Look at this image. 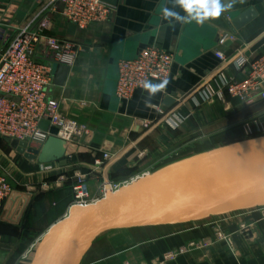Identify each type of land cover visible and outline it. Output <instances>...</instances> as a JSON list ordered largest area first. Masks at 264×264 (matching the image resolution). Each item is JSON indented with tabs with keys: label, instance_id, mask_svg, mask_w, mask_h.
Wrapping results in <instances>:
<instances>
[{
	"label": "crops",
	"instance_id": "1",
	"mask_svg": "<svg viewBox=\"0 0 264 264\" xmlns=\"http://www.w3.org/2000/svg\"><path fill=\"white\" fill-rule=\"evenodd\" d=\"M50 2L0 0V54L18 29L41 11L53 21L51 35L83 47L63 85L55 83L53 70L54 84L49 95L61 101L66 116L88 127V147L52 161L58 170L50 174L42 170L43 163L38 159L19 153L0 136V172L15 189L0 210V264H30L44 235L69 214L73 193L70 190L64 194L67 189L60 187L66 181L52 191L42 188L44 181L53 183L58 175L79 169L88 174L90 192L97 195L102 182L119 180L137 167L152 168L162 160L165 165L167 159L180 153L188 155L179 160L264 130V100L241 101L227 93L225 100L217 96L224 79L243 76L236 58L257 57L264 51V0H235L233 8L219 18H211L203 25L177 23L174 27L162 19V8L172 7V0H118L116 5L111 4L109 20L87 28L67 21L61 14V5L54 11ZM175 10L184 14L179 8ZM249 11L253 13L250 20L234 32V19ZM222 38H226L223 43ZM151 45L174 54L166 89L147 106L148 93L142 89L130 100H120L116 95L118 62L135 58ZM216 51L231 59L222 62ZM40 57L46 59L44 52ZM167 117L181 119V123L176 127ZM144 121L152 123L150 128H144ZM104 152L112 157L95 170L94 160L103 158ZM143 155L148 157L143 159ZM36 187L40 190L36 191ZM13 195L18 197L12 202ZM49 204L63 216L47 221L44 229H33L37 226L36 211L48 212ZM243 224L248 225L246 233L241 232ZM220 227L233 233L234 251L225 243L208 249L190 246ZM131 229L139 230L132 240L123 247H119L123 245L119 239L94 247L86 264H264V220L258 210ZM180 250L184 252L168 257ZM96 254L104 256L96 258Z\"/></svg>",
	"mask_w": 264,
	"mask_h": 264
},
{
	"label": "built area",
	"instance_id": "2",
	"mask_svg": "<svg viewBox=\"0 0 264 264\" xmlns=\"http://www.w3.org/2000/svg\"><path fill=\"white\" fill-rule=\"evenodd\" d=\"M61 5L63 17L80 28H87L94 23H103L110 19L113 6L103 0H51L50 8L56 11ZM53 21L45 12L41 11L31 21L20 27L0 54V136L7 139L26 141L29 146L34 144L41 148L51 136L63 139L72 153L87 149V137L90 135L88 127L79 121L66 116L62 111L59 99L49 95V88L54 84L53 65H67L71 67L76 62L83 47L71 40H62L51 35ZM226 38H222L223 43ZM44 52L46 59L40 57ZM216 56L224 63L229 58L224 52L216 51ZM174 54L161 47L151 45L143 48L133 59L118 62V78L116 95L120 100H130L135 92L142 89L144 80L160 82L169 80ZM241 78L224 79L218 89L217 96L225 100V93L231 98L241 101L264 100V51L257 57L240 55L236 58ZM159 113L164 114L163 109ZM168 120L176 127L181 119ZM47 120V129L41 123ZM148 129L152 125L149 121L142 123ZM112 155L104 152L103 158L94 160L95 170L109 161ZM46 173H54L58 167L52 162L42 164ZM140 178V177H138ZM70 183L73 193V206H88L105 198L108 193L116 192L132 181L107 180L102 182L98 194L92 195L88 184V174L81 170H74L72 174L61 175L53 183L44 182L43 189H50L62 182ZM15 191L8 177L0 172V210ZM264 220V206L256 208ZM230 219V218H226ZM248 225L241 226V232L246 233ZM216 243H225L230 251L236 248L233 233L224 228H218L212 235L191 247L208 249ZM168 257L174 258L177 254Z\"/></svg>",
	"mask_w": 264,
	"mask_h": 264
},
{
	"label": "water",
	"instance_id": "3",
	"mask_svg": "<svg viewBox=\"0 0 264 264\" xmlns=\"http://www.w3.org/2000/svg\"><path fill=\"white\" fill-rule=\"evenodd\" d=\"M252 15L249 11L235 18L232 30L236 32ZM53 70L55 83L63 85L69 66L54 64ZM48 126L47 120L41 123L44 129ZM11 146L41 163L72 153L56 136L49 137L41 148L18 139H12ZM17 197L13 195L12 202ZM263 206L264 135L178 160L94 204L71 207L41 239L30 264H81L88 246L113 229L199 222Z\"/></svg>",
	"mask_w": 264,
	"mask_h": 264
},
{
	"label": "clouds",
	"instance_id": "4",
	"mask_svg": "<svg viewBox=\"0 0 264 264\" xmlns=\"http://www.w3.org/2000/svg\"><path fill=\"white\" fill-rule=\"evenodd\" d=\"M235 0H172V7L162 8V19L170 26L175 24H196L203 25L211 18H219L223 13L228 12L234 6ZM179 8L184 13L176 11ZM168 80L155 83L151 80H144L141 83L142 91L147 92L145 98L146 106L151 102L157 93L166 89Z\"/></svg>",
	"mask_w": 264,
	"mask_h": 264
},
{
	"label": "rangeland",
	"instance_id": "5",
	"mask_svg": "<svg viewBox=\"0 0 264 264\" xmlns=\"http://www.w3.org/2000/svg\"><path fill=\"white\" fill-rule=\"evenodd\" d=\"M264 135V130H260L259 129V131L258 132H256V133H254V134H252V135H250L249 137H247V138H244V139H241V140H239V141H242V140H246V139H250V138H255V137H259V136H263ZM4 138V137H3ZM7 142H11V140L10 139H7V138H4ZM195 141L194 142H196V138L194 137L193 138ZM237 142V141H236ZM233 143H235V142H233ZM229 144H232V143H229ZM226 145H228V144H223V145H219V146H216L215 148H219V147H223V146H226ZM171 154H169V156H170ZM188 155V154H187ZM187 155H185V154H183V153H180V154H178V155H176L174 158H169V159H165L166 161H168L167 163H169V162H176V160L178 161L181 157H185V156H187ZM172 156V155H171ZM148 157V155H143V159H146ZM168 157V156H167ZM163 163V160L160 162V163H158V164H156V165H154L152 168H149V167H147L146 165L145 166H142V167H137V168H135L134 169V171L130 174V175H128L127 177H125L124 179H119V180H128L129 182L130 181H132V180H134V179H138V177H142V176H144V175H147V174H152L153 172H155L156 170H158L159 168H162V167H164V166H166L167 165V163H165V165L164 164H162ZM171 164V163H170ZM131 170V169H130ZM124 172H126V171H124ZM60 175H58L57 176V178L59 177ZM115 180V179H114ZM47 181V180H46ZM46 181H44V182H46ZM65 183V184H64ZM63 183V185H61L60 187H61V189H67V190H64V194L66 193V194H68V191H72V188H70L71 186H70V183L69 182H64ZM40 186H41V184H40ZM59 187V186H58ZM59 187V188H60ZM55 188H57V185L56 184H54V186L52 187V188H50L48 191H52V190H54ZM38 190H40L39 188H37L36 187V191H38ZM48 191H46V192H48ZM35 192V191H34ZM55 192H57V191H54L53 193L55 194ZM60 196H63L64 194L63 193H58ZM57 195V194H56ZM48 207H49V209H48V212H44V211H40V210H37L36 211V216L38 217L37 219H36V228H33V229H37V228H41V229H44L45 228V226H46V223H47V221H49V222H52V220H58V219H60L61 218V216H63V213H62V211H59L58 210V208H53L50 204L48 205ZM139 230H126V229H118V230H115V229H113V230H109V231H107L106 233H104L103 235H101L97 240H96V242L95 243H93L92 245H90V246H88V248H87V250H86V253H85V255H87L86 256V260H85V262H83L82 264H86V263H88V258L90 257L89 255H88V253L94 248V247H97V246H99V247H103V246H105L107 243H109V241H116V240H118L119 239V241H122V242H120V243H123V245L122 246H119V247H123L125 244H126V242H128V241H130V240H132L133 239V237H135V236H137V234L139 233L138 232ZM121 239V240H120ZM129 244H127L126 246H128ZM89 256V257H88ZM101 256H104L103 254H96L94 257H96V258H99V257H101ZM84 259V258H83ZM83 261V260H82Z\"/></svg>",
	"mask_w": 264,
	"mask_h": 264
},
{
	"label": "trees",
	"instance_id": "6",
	"mask_svg": "<svg viewBox=\"0 0 264 264\" xmlns=\"http://www.w3.org/2000/svg\"><path fill=\"white\" fill-rule=\"evenodd\" d=\"M127 175H130V174H127ZM127 175H124V176L127 177ZM125 177H122V178H119V179H124Z\"/></svg>",
	"mask_w": 264,
	"mask_h": 264
},
{
	"label": "bare ground",
	"instance_id": "7",
	"mask_svg": "<svg viewBox=\"0 0 264 264\" xmlns=\"http://www.w3.org/2000/svg\"><path fill=\"white\" fill-rule=\"evenodd\" d=\"M134 181H136V179Z\"/></svg>",
	"mask_w": 264,
	"mask_h": 264
}]
</instances>
